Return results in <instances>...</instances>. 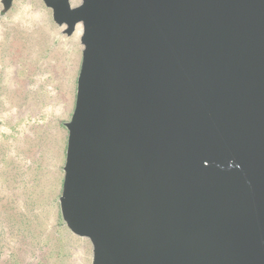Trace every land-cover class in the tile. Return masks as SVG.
<instances>
[{
	"label": "water",
	"instance_id": "95a60500",
	"mask_svg": "<svg viewBox=\"0 0 264 264\" xmlns=\"http://www.w3.org/2000/svg\"><path fill=\"white\" fill-rule=\"evenodd\" d=\"M42 1L82 28L58 202L91 264H264V0Z\"/></svg>",
	"mask_w": 264,
	"mask_h": 264
},
{
	"label": "rangeland",
	"instance_id": "374dc122",
	"mask_svg": "<svg viewBox=\"0 0 264 264\" xmlns=\"http://www.w3.org/2000/svg\"><path fill=\"white\" fill-rule=\"evenodd\" d=\"M65 29L42 0H0V264L92 263L59 212L83 49Z\"/></svg>",
	"mask_w": 264,
	"mask_h": 264
},
{
	"label": "bare ground",
	"instance_id": "6f19581e",
	"mask_svg": "<svg viewBox=\"0 0 264 264\" xmlns=\"http://www.w3.org/2000/svg\"><path fill=\"white\" fill-rule=\"evenodd\" d=\"M75 33H76V35H75V37H76V39H77V37L79 38V36L82 34V28H81V26H77L76 27V31H75ZM62 42V41H61ZM70 44V43H69ZM77 44V43H76ZM80 50H81V48H80ZM80 54V53H79ZM79 54H78V56H79ZM75 55V54H74ZM77 58V57H76ZM77 63V62H76ZM59 93H61V92H59ZM52 95V94H51ZM60 97V96H59ZM62 97H63V95H62ZM66 101V100H65ZM64 101V102H65ZM82 243V242H81ZM86 244V243H85ZM89 247H90V245H89ZM90 249V248H89ZM91 254V253H90ZM88 261V260H87Z\"/></svg>",
	"mask_w": 264,
	"mask_h": 264
}]
</instances>
